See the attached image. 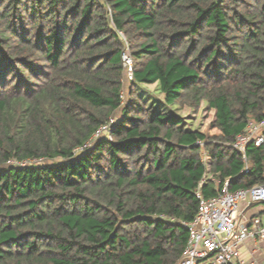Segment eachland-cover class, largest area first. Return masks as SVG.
I'll list each match as a JSON object with an SVG mask.
<instances>
[{"label": "trees", "instance_id": "obj_1", "mask_svg": "<svg viewBox=\"0 0 264 264\" xmlns=\"http://www.w3.org/2000/svg\"><path fill=\"white\" fill-rule=\"evenodd\" d=\"M263 118L264 0H0V264H177L203 178L264 184V143L249 172L231 146Z\"/></svg>", "mask_w": 264, "mask_h": 264}, {"label": "built area", "instance_id": "obj_2", "mask_svg": "<svg viewBox=\"0 0 264 264\" xmlns=\"http://www.w3.org/2000/svg\"><path fill=\"white\" fill-rule=\"evenodd\" d=\"M120 35L126 43V50L122 54L125 69L124 80L132 83L134 81V60L124 33L120 32ZM122 94L124 98L125 88ZM114 121L112 119L101 126L91 140L76 148L74 153L84 152L92 146L94 140L108 135ZM251 143L256 146L264 143V118L248 120L244 131L238 134L231 143V146L242 155L243 172L250 171L247 148ZM42 161L40 160L39 163ZM10 163L26 165L35 163V161L12 160ZM208 179V176L203 178L196 191L199 200L196 215L192 220L182 222L188 230L189 237L177 264H262L254 257L251 259L245 257L243 246L248 242L256 246L264 241V213L249 217L244 213L253 202L262 201L264 203V184L230 190V178H226L224 182L218 179L217 183L221 185L218 193L207 197L203 194L201 187ZM211 180H215L214 176Z\"/></svg>", "mask_w": 264, "mask_h": 264}, {"label": "rangeland", "instance_id": "obj_3", "mask_svg": "<svg viewBox=\"0 0 264 264\" xmlns=\"http://www.w3.org/2000/svg\"><path fill=\"white\" fill-rule=\"evenodd\" d=\"M124 84L125 94L123 98V105L125 106L128 101L130 83L124 80ZM141 89H143L144 92H146L147 94L145 102L148 105H154L155 108H159V110H162L164 112H177L184 118L186 124L191 125L194 128H203L213 118V111H208L207 106L205 104H202L199 109H193L187 105H170L163 103V94L156 90L155 84L143 85L139 87V91ZM119 113H121V109L119 110ZM259 205L261 204H258L255 207H258Z\"/></svg>", "mask_w": 264, "mask_h": 264}, {"label": "crops", "instance_id": "obj_4", "mask_svg": "<svg viewBox=\"0 0 264 264\" xmlns=\"http://www.w3.org/2000/svg\"><path fill=\"white\" fill-rule=\"evenodd\" d=\"M207 161H208V163L210 162L209 160H207ZM209 166H210V164H209ZM213 176L214 175L212 173H209L208 178L211 179V177H213ZM214 178H215V180H214L215 184L218 185V183H217L218 177L214 176ZM255 206L256 205H251L249 208H247L244 211L245 216L249 217V216H254L255 214H258V213H264V203H262L258 207H255ZM243 254L245 257H247L249 259L254 257L260 263L264 264V241L259 242L258 245H256V246L252 242H248L245 246H243Z\"/></svg>", "mask_w": 264, "mask_h": 264}, {"label": "water", "instance_id": "obj_5", "mask_svg": "<svg viewBox=\"0 0 264 264\" xmlns=\"http://www.w3.org/2000/svg\"><path fill=\"white\" fill-rule=\"evenodd\" d=\"M263 202L262 201H256V202H253L252 205H258V204H262Z\"/></svg>", "mask_w": 264, "mask_h": 264}]
</instances>
